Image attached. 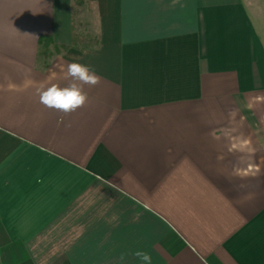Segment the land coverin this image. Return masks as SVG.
Wrapping results in <instances>:
<instances>
[{"label": "crops", "instance_id": "1", "mask_svg": "<svg viewBox=\"0 0 264 264\" xmlns=\"http://www.w3.org/2000/svg\"><path fill=\"white\" fill-rule=\"evenodd\" d=\"M85 1L0 0V264H264V0Z\"/></svg>", "mask_w": 264, "mask_h": 264}, {"label": "clouds", "instance_id": "2", "mask_svg": "<svg viewBox=\"0 0 264 264\" xmlns=\"http://www.w3.org/2000/svg\"><path fill=\"white\" fill-rule=\"evenodd\" d=\"M64 78L70 81L67 86L52 84L47 88L38 89L37 92L40 104L65 115L75 112L88 102L89 97L84 91V85L94 87L101 82V77L89 65L78 61L67 64ZM131 255L141 264H152V256L147 251L136 250ZM120 259L125 260L126 256L121 255Z\"/></svg>", "mask_w": 264, "mask_h": 264}, {"label": "rangeland", "instance_id": "3", "mask_svg": "<svg viewBox=\"0 0 264 264\" xmlns=\"http://www.w3.org/2000/svg\"><path fill=\"white\" fill-rule=\"evenodd\" d=\"M74 32L96 35L98 33V19L96 7L91 2L78 5L73 0Z\"/></svg>", "mask_w": 264, "mask_h": 264}, {"label": "trees", "instance_id": "4", "mask_svg": "<svg viewBox=\"0 0 264 264\" xmlns=\"http://www.w3.org/2000/svg\"><path fill=\"white\" fill-rule=\"evenodd\" d=\"M75 4L77 2L78 5L83 4L84 2H86L85 0H74ZM53 38L51 36H43L40 39L41 44H43L44 42L47 41H51ZM100 34H96V35H86V34H81V33H77L74 32L73 33V40L72 43L70 45L64 46L63 48L68 49L71 47H75V48H96L98 47L99 43H100Z\"/></svg>", "mask_w": 264, "mask_h": 264}]
</instances>
